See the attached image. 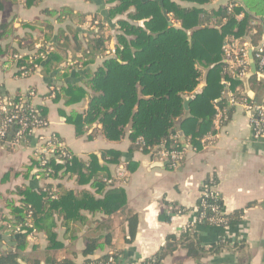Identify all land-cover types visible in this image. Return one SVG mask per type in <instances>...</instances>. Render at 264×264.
I'll use <instances>...</instances> for the list:
<instances>
[{
    "label": "trees",
    "instance_id": "16d2710c",
    "mask_svg": "<svg viewBox=\"0 0 264 264\" xmlns=\"http://www.w3.org/2000/svg\"><path fill=\"white\" fill-rule=\"evenodd\" d=\"M36 1L39 0H28L30 4ZM188 1L196 6L182 7L171 0H108L111 4L110 19L123 15L116 20L114 33L105 34L99 22L93 25V31L83 42L78 39V29L69 24L55 28L57 37L51 42L49 38L54 30L51 18L59 20L64 17L70 22L76 20L77 23H83L84 17L69 7L44 9L42 13L46 19L41 29L47 32L43 34L38 53H44L47 58L43 60L34 58L35 55H26L15 59L14 56L19 52L11 47H6L3 52L0 48V57L5 53L7 59L4 63H13L18 75L34 74L35 65L38 64L41 72L47 76L58 68L63 60L59 50L62 51L61 47L72 38L74 49L80 52L74 59L80 63V69L84 70V80L82 85L68 84L58 90L53 87V98L64 99L66 105L89 98L84 112L72 110L65 115L76 135H82L94 124H100L102 134L109 141L121 139L129 130L130 141L136 150H140L141 146L137 143L138 139L144 142V153H150L161 144L169 147L174 137L179 148L185 140H189L192 149L200 150L203 148V138L215 132L213 120L216 107L223 108L228 100L225 90L234 93L238 100L242 96L250 100L245 95L235 93L241 87V82L224 71L226 64L222 60V46L232 38L242 41L243 36H248L252 44H257L261 37L264 39V0H228L226 4L213 9L203 6L212 0ZM4 7L5 1L0 0V11ZM242 12L245 16L238 20L237 15ZM253 18H256L257 23L252 26L250 23ZM93 21V18L89 20L92 24ZM139 21H144V26H140ZM175 22L178 26L173 24ZM12 33L11 22L0 25V41L8 39ZM112 36L117 44L114 56L104 58L92 70L97 56L104 53ZM209 67L205 87L189 103L186 111L183 96L191 95L198 88L203 70ZM223 78L229 83L227 89L222 83ZM255 81L254 76L252 84ZM51 94L49 91L48 95ZM10 102L20 104L24 115H34L48 123L42 107L23 103L18 97ZM14 105L10 108L12 113H16ZM178 125L183 132L182 137L177 133ZM17 128L18 124L13 121L8 128L12 138ZM53 135L54 141L63 143L61 138ZM61 150H65L68 156H61L62 162H57ZM120 156L121 153L116 150L104 149L99 154H90L87 159H81L66 146L63 149L57 148L54 157H46L41 153L35 155L30 165L25 167L27 174L35 169L36 177L55 180L68 175L75 178L78 184H89V189L74 192L59 184L45 183L35 191L19 187L10 192L18 196L19 203L16 205L12 200H5V207L12 216L6 219V225L13 231L19 227L20 232L15 246L10 250H2L0 247V264H40L42 260L45 264H75V257L66 254L53 231L57 226L56 221L59 220L61 225L67 227L70 223L82 225L88 220L86 214L108 217L124 209L125 191L115 186L109 169V165L119 163ZM43 157L46 159L44 164ZM10 175L11 171L8 170L4 179ZM165 205L178 215L185 212V208L175 204ZM222 206L217 179L208 178L200 189L195 206L198 225L225 227L241 221L243 210L226 214L222 212ZM127 228V239L132 240L137 228L136 214L127 217ZM43 233L47 237L43 254H26L24 251L30 246L31 239ZM105 247L110 248V251L95 254ZM241 247L243 244L231 243L226 238H220L205 247L195 227L190 226L181 229L177 235H168L164 244L151 257L130 264H161L179 248H183L189 258L196 260L204 254ZM35 248L34 245L32 249ZM82 254L85 257L84 264H118L120 252L113 249L111 234L105 231L99 235L86 236ZM109 258L112 260L109 261Z\"/></svg>",
    "mask_w": 264,
    "mask_h": 264
},
{
    "label": "crops",
    "instance_id": "0c3cea01",
    "mask_svg": "<svg viewBox=\"0 0 264 264\" xmlns=\"http://www.w3.org/2000/svg\"><path fill=\"white\" fill-rule=\"evenodd\" d=\"M4 1L5 7L0 11V25L11 22L13 33L8 39L0 41V48L3 52L6 47H11L21 56L30 54L42 43L43 34L47 32L41 29L46 19L42 13L44 9L69 7L74 13L84 17L83 23H77L76 20L70 22L64 17L59 20L51 18L54 27L49 38L51 42L57 37L55 28L67 24L78 29L77 36L81 42L93 31L91 30L93 25L99 22L103 25L105 34L112 35L116 28V20L123 17L122 15L110 19L111 4L108 0H39L33 4L28 0ZM171 1L182 7L196 6L188 0ZM227 1L212 0L203 6L206 9H213L226 4ZM91 18L94 19L93 24L89 22ZM237 19L241 20L242 17L237 15ZM256 23L257 20L253 18L250 24L253 26ZM173 24L178 26L176 22ZM139 25L144 26V21H139ZM244 40L250 39L243 36L242 41ZM74 44L70 38L67 45L61 47L63 53L61 50L58 53L63 60L58 68L47 76L41 72V68L36 69L30 76L18 75L13 63L9 65L4 63L7 59L6 54L0 57V95L4 100L12 101L18 97L23 103L29 102L31 106L42 107L48 122L45 128L36 130L30 137L24 138L18 147L0 144L1 249L10 250L15 246L18 236L6 225V219L12 216L5 207V200H12L16 205L19 203L18 196L11 195L10 192L19 187H28L35 191L45 183L59 184L62 188L74 192L89 189V184H78L75 178L68 175L55 180L36 177L35 169L31 170V174L26 173L25 167L29 166L31 159L35 157L36 148L43 146L41 139L56 134L63 141L64 147L81 159H87L90 154H99L104 149L121 153L119 163L109 165V169L115 186L125 191L124 209L108 217L85 212L88 220L82 225L70 223L67 227L61 225L59 220L56 221L57 226L53 231L64 246L66 254L75 257V264H84L82 249L85 237L99 235L105 231L111 234L113 249L120 252L118 264H130L151 257L164 244L168 235H177L184 225L193 220L200 189L204 182L212 177L217 179V191L223 200L222 212L230 214L243 210V216L241 221L225 227L196 225L198 237L205 247H209L220 238H226L231 243L243 244V247L236 250L225 248L215 254H204L196 260L189 258L186 251L179 248L161 264H264V136H254L249 116L244 109L227 102L223 106V120L213 146L200 150L187 148L183 162L175 168L158 160L153 153L136 150L130 141L129 130L121 139L109 141L102 134L101 125L94 124L91 129L78 136L73 125L66 121L65 115L72 110L84 112L89 98L77 104L66 105L64 99H55L48 95L51 86L58 90L67 87L68 84L82 85L84 70L66 65L68 60L76 61L74 56L80 55V52L74 49ZM115 46L117 47L116 40L112 36L107 49L97 56L91 69L94 70L104 58L114 56ZM249 64L250 67L254 64L255 74L252 77H256L258 68L251 53ZM206 69L203 70L202 81L194 92L201 93L205 87ZM252 77L248 83L252 98L250 99L244 92L242 83L237 95H245L258 104L264 98V79L256 77V83L252 84ZM100 163L102 164L101 160ZM129 165L132 171L128 168ZM8 170L11 171V175L4 179V174ZM122 170L124 175L119 174ZM165 204L183 207L185 212L174 215ZM131 214L137 215V228L135 237L128 240L127 217ZM6 233L10 235L3 239ZM34 245L36 248L32 249ZM46 246V234H39L35 239H31L30 246L24 252L42 255ZM108 250L110 251V248L105 247L103 251L95 254L100 255ZM40 264L45 262L42 260Z\"/></svg>",
    "mask_w": 264,
    "mask_h": 264
},
{
    "label": "built area",
    "instance_id": "2783aa9c",
    "mask_svg": "<svg viewBox=\"0 0 264 264\" xmlns=\"http://www.w3.org/2000/svg\"><path fill=\"white\" fill-rule=\"evenodd\" d=\"M245 14L240 13L239 17L244 18ZM256 19V18H255ZM37 46L29 56L35 55L34 58H41L45 60L47 55L44 53H38ZM51 50V48H50ZM252 54L257 65L256 77L258 79H264V39L262 38L260 42L257 44H252L249 40L239 41L236 39H230L224 42L222 46V60L226 64L224 71L230 75L231 78L239 79L242 78L250 71L249 64V54ZM21 55H15L14 58H21ZM31 59V58H29ZM67 66H75L80 68V63L73 60H68L66 62ZM36 69L40 68L38 64L35 65ZM222 83L225 84L226 89L229 88V83L223 78ZM50 91L52 92L50 97H53V87H50ZM33 94V93H31ZM228 100L227 102L233 106H241L245 113L249 116L250 125L253 130V134L255 137L264 136V98L260 103H254L248 100L246 97H243L240 100L236 99L234 93L227 91ZM14 105L12 102L8 100H4L0 97V144L7 142L8 137V128L11 126L12 122L18 124V128L14 133V137L11 139L9 143L11 146L18 147L24 138L30 137L36 130L41 128H45L47 123L36 118L34 115L28 116L23 114V109L20 104L14 105L16 109V113L10 112L11 106ZM223 108L216 107V114L213 120V126L215 129L214 133L207 134L203 140V149H206L210 146H213L216 140L217 132L221 128V123L223 120ZM54 135H48L45 138H42L41 147L36 148L37 154H44L46 157L54 156L55 150L57 148H64L62 142L54 141ZM173 143L169 147H165V145L161 144L157 149L151 151L150 153L155 154L158 160L167 162L171 167L179 166L186 154L187 148L190 147L189 140H185L183 146L181 148L178 147L176 143V137L173 138ZM138 144H140V151L145 148V144L142 139H138ZM191 148V147H190ZM67 157L68 153L65 150H61L60 155L57 157L58 160L62 162L60 157ZM45 157L42 159V163H45ZM120 175H124V171L122 170ZM171 210V208H170ZM172 212V210H171ZM173 213V212H172ZM174 215H178L177 213H173ZM198 225V221L196 219V215L193 220H191L188 224L182 227L185 230L188 227H195ZM14 232L18 234L20 232L19 227H17ZM112 258H109L111 261Z\"/></svg>",
    "mask_w": 264,
    "mask_h": 264
},
{
    "label": "water",
    "instance_id": "95a60500",
    "mask_svg": "<svg viewBox=\"0 0 264 264\" xmlns=\"http://www.w3.org/2000/svg\"><path fill=\"white\" fill-rule=\"evenodd\" d=\"M209 69L210 68L206 69V74L208 73ZM254 74H255V66H254V64H252L251 67H250V71L246 75H244L242 78H239L238 79V81H240L243 84L244 90H245L244 92H246L248 94V97H250V99L252 98V92L249 89V84L248 83H249V79ZM198 93H199V91L198 92H194L191 96H183V102H184V109L185 110H187L188 103L190 101H192ZM226 93H227V90H225V94ZM176 130H177L178 135L180 137H182L183 136V133L180 131V128L179 127H176ZM11 139H12V133L7 137L6 144H9L11 142ZM50 157H54V156L52 155ZM57 162H61V161L57 159ZM9 235H10V233H6V236H4L3 239H7V236H9Z\"/></svg>",
    "mask_w": 264,
    "mask_h": 264
},
{
    "label": "rangeland",
    "instance_id": "374dc122",
    "mask_svg": "<svg viewBox=\"0 0 264 264\" xmlns=\"http://www.w3.org/2000/svg\"><path fill=\"white\" fill-rule=\"evenodd\" d=\"M241 89V87H238L237 89H236V92L235 93H238V91Z\"/></svg>",
    "mask_w": 264,
    "mask_h": 264
}]
</instances>
